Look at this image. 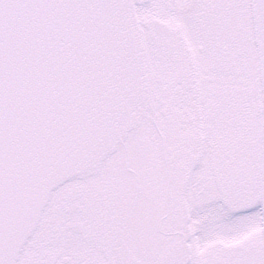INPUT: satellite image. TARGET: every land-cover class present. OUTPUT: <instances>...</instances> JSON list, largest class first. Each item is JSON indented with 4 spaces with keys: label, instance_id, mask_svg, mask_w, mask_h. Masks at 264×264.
Masks as SVG:
<instances>
[{
    "label": "snow or ice",
    "instance_id": "obj_1",
    "mask_svg": "<svg viewBox=\"0 0 264 264\" xmlns=\"http://www.w3.org/2000/svg\"><path fill=\"white\" fill-rule=\"evenodd\" d=\"M0 264H264V0H0Z\"/></svg>",
    "mask_w": 264,
    "mask_h": 264
}]
</instances>
